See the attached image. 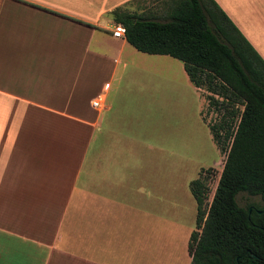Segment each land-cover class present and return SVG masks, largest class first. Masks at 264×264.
I'll return each instance as SVG.
<instances>
[{"label": "crops", "instance_id": "0c3cea01", "mask_svg": "<svg viewBox=\"0 0 264 264\" xmlns=\"http://www.w3.org/2000/svg\"><path fill=\"white\" fill-rule=\"evenodd\" d=\"M25 1L52 11L0 0V48L7 42L2 34L19 22L24 6L42 20L37 35L67 44L65 63L74 61L71 44L84 43L90 72L114 78L125 49L138 51L125 37L112 35L116 23L110 13L136 0ZM215 1L264 59V0ZM18 32L10 34L14 47L28 40V31ZM48 49L40 60H53L57 52ZM138 52L157 56L144 58L150 62L170 57ZM70 67L25 71L0 62V264H191L187 244L194 208L185 202L191 197L178 191V182L162 177L160 165L150 163L154 145L133 132L117 87L102 82L88 95L73 84L76 70ZM99 95L103 102L93 106ZM68 122L79 126H41ZM186 205L192 212L184 219Z\"/></svg>", "mask_w": 264, "mask_h": 264}, {"label": "trees", "instance_id": "16d2710c", "mask_svg": "<svg viewBox=\"0 0 264 264\" xmlns=\"http://www.w3.org/2000/svg\"><path fill=\"white\" fill-rule=\"evenodd\" d=\"M162 3L160 9L116 7L110 13L136 50L181 60L190 82L211 93L209 105L220 113L207 123L226 152L208 206L203 172L212 168L201 169L189 184L197 205L188 240L191 264H264V59L215 0ZM240 193L258 196L262 204L240 206Z\"/></svg>", "mask_w": 264, "mask_h": 264}, {"label": "rangeland", "instance_id": "374dc122", "mask_svg": "<svg viewBox=\"0 0 264 264\" xmlns=\"http://www.w3.org/2000/svg\"><path fill=\"white\" fill-rule=\"evenodd\" d=\"M162 5V0H136L125 5V8L131 10L137 6H143L144 9H160ZM20 8L22 16L19 14L17 16L19 19H16L19 22L16 24L14 20L11 21L15 23L13 28L7 27L5 35L2 34L3 37L7 38V42L6 47L3 45L0 48V62L9 66L15 65L18 69L25 71L39 68L50 72L53 69H65V66H73L70 67V69L76 70V74H73L72 77L73 84L79 90L87 89L88 95L96 92V87L98 88L102 82L109 81L112 86L114 85V88L117 87L116 89L120 91L117 98L119 101L125 102L131 120L129 124L131 128H134L133 132L144 134L154 145V149L150 151V163L160 165L162 177L164 176L169 182H178L175 184L178 191L191 197L190 199L185 198V202L187 200L193 202L194 210H192L193 216H190V222L192 221L193 229H195L197 207L189 184L198 177L201 169L212 168L211 173L203 172L208 187L206 201L208 206L226 157V152L220 151L207 125V123L212 124L220 118V113L209 105L207 96H211V93L204 88L199 89L201 95L195 91L194 85L191 83L192 86L187 81L185 73L182 71L183 63L181 60L160 56L161 62H150L151 60L144 58H156L157 56L142 55L131 47V49H125L122 63L118 66L119 70L114 78H111L110 73L90 72L91 69L88 64L91 58L84 55V43L71 44L72 50H76V53L73 54V58L69 59L74 61H66L65 63V60H62V54L63 48L67 44L49 42L48 34L37 35V31L42 29L40 28L43 24L42 20L35 18L27 7L22 6ZM8 10L9 8L2 10V23H5ZM27 19L31 20L27 21ZM103 20V23L113 28V25L110 24L112 22L109 23L107 19ZM9 23L6 24L9 25ZM23 29L28 31L26 33L28 40L19 41V46L14 47L16 44H13L14 41H12L10 34L19 31L18 35H20ZM44 29L48 31V28ZM48 48L57 52L54 54L53 60L48 62L40 60L45 58V50H49ZM125 85L128 86L125 87ZM214 96L220 100L218 95ZM87 97L89 96H86V99ZM242 107L241 104L236 103L234 108L241 110ZM41 126L46 130L52 129V127H55L56 130H74L79 125L68 122L44 123ZM58 134L65 136L63 132ZM66 139L63 141H67ZM157 140L160 143H156ZM73 142L77 143V139ZM229 144L230 141H227V149ZM153 174L158 173L153 172ZM237 201L240 206H246L251 202L262 204L258 196H250L246 193H240L237 196ZM192 211H189L186 205L185 213H183L184 219Z\"/></svg>", "mask_w": 264, "mask_h": 264}, {"label": "built area", "instance_id": "2783aa9c", "mask_svg": "<svg viewBox=\"0 0 264 264\" xmlns=\"http://www.w3.org/2000/svg\"><path fill=\"white\" fill-rule=\"evenodd\" d=\"M125 32H126L125 27L120 23H116L112 30V35L114 37L120 38L125 36ZM102 102H103V97L99 95L92 101V105L97 107L100 106Z\"/></svg>", "mask_w": 264, "mask_h": 264}]
</instances>
